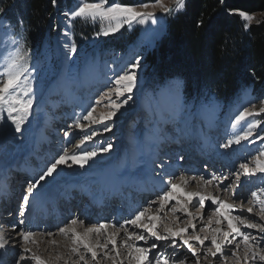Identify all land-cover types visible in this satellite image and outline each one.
I'll return each instance as SVG.
<instances>
[{
	"label": "snow or ice",
	"instance_id": "obj_1",
	"mask_svg": "<svg viewBox=\"0 0 264 264\" xmlns=\"http://www.w3.org/2000/svg\"><path fill=\"white\" fill-rule=\"evenodd\" d=\"M51 4L58 7V0H51ZM185 6L186 0H171L170 4L164 0H137L135 3H124L123 0H76L63 15L67 28L79 19L98 24L97 37H108L118 33L125 25L131 28L134 24H158L162 17H158L155 11H148L149 8L159 9L164 15L171 16ZM6 11L5 7L0 6V48L4 49L0 55V134L14 129L13 138L16 139L22 137L26 130L24 126L29 122L38 100L36 82L42 81L43 77L40 61L33 55L31 41L24 35L23 18L19 17L13 23L5 15ZM229 14L240 18L245 32L250 31L253 23L264 25V10L259 12V19L257 14L239 9H229ZM17 28L20 30L17 31ZM57 28H53V31H57ZM62 35L69 37V32L64 30ZM63 48L64 59L69 62L66 67L73 73L72 80L75 81L79 68H73L72 62L80 55L78 45L65 40ZM140 68L141 58L137 56L119 71L114 70L106 91L99 94L95 103L80 105L81 112L74 113L75 118L68 128L71 130L74 127L84 133L79 142L72 149L64 147L50 156L36 176L27 181L17 210V221L11 225L15 237L6 238L5 233L0 231V255H6L11 247L12 264H105L107 261L111 264H215L216 259L220 260V264H229V261L232 264H264V223L252 218L258 217L259 221H264V186L250 192L246 208L245 201L237 191L241 187L242 176L264 175V134L256 131L262 126V121L257 117L264 114V94L255 98L258 104L249 99V106L243 107L228 121L233 130L239 131L233 132L225 142L215 145L219 149L229 150L233 145H241L242 141L252 145L261 141L254 154L243 158L229 176L215 173L210 178L202 175L175 176L166 171L167 160L157 155L152 161L153 170L160 169L156 176L160 177L159 182L166 190L147 208L137 210L118 226L105 222L86 224L84 220L74 217L59 227L56 233L33 231L25 227L36 193L49 178L59 174L62 166L83 169L99 155L110 154L114 147L112 142L91 150L84 145L100 134L93 126H100L102 132L113 131L114 118L134 101V90H139ZM97 107H102L104 111L97 113ZM214 107L213 102L209 101L201 104L198 110L211 112ZM186 108L180 81L171 82L152 95L148 104L149 114L155 118L157 125L175 123ZM208 127L211 130L215 124L210 121ZM85 129L88 131L85 132ZM156 131L158 135L153 141L156 147L149 151L158 153L160 144L173 137L164 133L162 128L158 127ZM176 132L177 140L188 136L191 129L187 121ZM64 136L68 137L69 131H65ZM199 136L205 144L208 143V132L200 130ZM179 159L183 160L184 156L180 155ZM165 176L167 179H164ZM192 181L204 190L188 191L187 187ZM237 199L240 200L239 204ZM206 202L214 207L207 223H201L198 227L197 221L204 220ZM128 226L134 230L130 231ZM242 229L256 230L257 234ZM56 235L64 238V251L51 252L48 258L43 257L39 250L41 243L46 242L53 249L60 248L54 238ZM137 242H144V246ZM181 248L186 252L180 254ZM229 248L230 255L226 253ZM0 264H4L3 259H0Z\"/></svg>",
	"mask_w": 264,
	"mask_h": 264
},
{
	"label": "rangeland",
	"instance_id": "obj_2",
	"mask_svg": "<svg viewBox=\"0 0 264 264\" xmlns=\"http://www.w3.org/2000/svg\"><path fill=\"white\" fill-rule=\"evenodd\" d=\"M164 2L170 4L171 0H164ZM73 4L69 5L67 9ZM60 6L61 4L58 3L57 12L61 11ZM147 10L155 11L157 16L162 17V19L158 24H152L151 22L145 25L134 24L131 28L125 25L119 32L126 29V32L123 33L124 37L126 33H133L128 45H117L114 44V41H110L108 44L103 42L106 37L95 35L99 31L98 24L93 25L90 23V26L82 29V26L75 28V23L72 22L73 26L67 28V22L65 21L63 29L69 32V37L60 34L64 31L63 29L57 31L56 37V31H54L53 36L44 41L39 50H33L35 59L40 61L41 76L43 77L42 81L38 80L36 82L38 100L34 105V111L29 122L24 126L26 130L22 137L14 139V129L9 133L0 134V176L6 177L10 194L16 192L19 196L14 210H12L13 203H10L11 199H8V202L0 201V231L4 233L10 231V234L15 236V233L11 231V225L17 221V210L27 181L36 176L50 156L62 151L64 147L72 149L73 145L79 142L84 133L74 127L71 130L68 128L75 118L74 113L81 112L80 105L94 104L99 94L106 91L113 71H119L130 61H134L137 56L141 58V68L139 70V90H134V101L121 109L118 117L114 118L112 132H102L100 126H93L100 134L94 137L93 141L84 145L86 149L91 150L101 144L112 142L114 145L112 151L110 154L99 155L94 162L90 161L89 165H86L83 169L78 166L72 168L62 166L59 169V174L54 178H49L40 189L46 190L54 186L60 190V182L66 181V187L70 186L72 188L69 194V207L66 206V201L64 198L62 199V196L54 200L53 195H51L50 201H54H47L48 203L37 211L30 210L28 224L25 227H29L33 231L56 233L59 227L64 226L68 220L74 217L84 220L86 224L105 222L118 226L124 222V219L131 218L137 210L147 208L151 201L157 200L158 195L166 190L159 182L160 177L156 176L160 169L153 170L152 161L157 158V155L160 156V159L167 160L166 171L170 174L175 176L181 174L186 176L202 175L205 178H210L213 173L229 176L230 172L238 167L243 158L254 154L255 149L260 146L261 141H257L255 145L242 141L241 145H233L229 150L215 147L216 144L225 142L233 132L239 131V129L233 130L228 121L234 118V115L243 107L249 106L248 100L251 99L258 104V100L255 99L258 96L254 95L250 89L243 88L228 102H223L214 94L195 96L193 93L185 92L184 80L179 77L159 79L153 73V67L145 62L146 56L154 51L157 43L166 34L168 21L172 15L166 16L159 9L149 8ZM255 14L259 19V12ZM60 17L63 20L65 18L63 13ZM74 30L77 31L75 35L82 31L81 37L75 38ZM56 38L62 40V44L59 43V46ZM65 40L77 43L80 52V55L72 62L73 68H79V74L75 81L72 80L73 73L66 67L69 62L64 59L63 43ZM115 40H119L118 37ZM3 52L4 49L0 48V55ZM174 81H180L181 83V96L187 105L186 111L175 123L169 122L157 125L155 118L149 114L150 97ZM209 101H212L215 106L213 111L198 110L201 104H207ZM102 111H104L102 107H97V113ZM56 114L59 115V118L53 124L56 128H53L54 131L52 132L47 130L46 133V136L50 139L39 140L44 120L46 117L54 119ZM257 118L262 121V126L258 127L256 131L264 134V114ZM186 121L191 129L190 134L186 137H180L179 140L175 139L178 136L176 129L184 127ZM210 121L215 124V127L211 130L208 127ZM158 127L162 128L164 133H167L173 139L161 143L159 152L156 153L155 151H149V149H155L156 147L153 141L158 135L156 131ZM200 130L209 133L210 139L207 144L200 138ZM65 131H69L68 137L64 136ZM87 131L88 129H85V132ZM26 153L29 154H27V159L30 165L23 160ZM180 155L184 156L183 160L179 159ZM15 163L26 164L27 167L21 171L22 168L15 166ZM17 174H19V177L21 176L20 179ZM104 174L114 175V178L104 177ZM145 175L150 176L148 178L149 186L146 191H142V188L139 189L131 182V178H141ZM114 179L116 180L114 186L118 187L111 194V192L106 191L108 185L103 180H106L108 184H112ZM164 179H167V176ZM241 182V187L237 191L239 197L245 201L244 206L246 208L248 207L247 200L250 198V192L264 186V175L242 176ZM156 184H160L163 188L156 190ZM50 189V194H53L55 191L53 192ZM83 189H86V192H83ZM154 189L156 192L153 191ZM187 189L191 191L204 190L195 181L190 182ZM41 190L35 196L42 195L41 198L43 199ZM100 195H105L108 198L109 202L106 203V208L100 206L98 201ZM8 196L11 198L10 195ZM236 202L239 204L240 200L237 199ZM213 207L210 206V202H206L204 220L202 222L197 221L198 227L201 223H207V218L211 215ZM54 208H57V212H50ZM48 211L50 213L46 215L45 213ZM59 214L62 216V221L60 220L59 224L54 225L52 216ZM244 215L248 214L244 213ZM252 218L264 223V221H259L258 217ZM128 227L130 231L134 230L131 226ZM242 230L250 231L253 235L257 234L256 230ZM7 238H11V236H7ZM54 238L64 240L59 235ZM137 243L144 246V242ZM50 247L49 245L48 248L43 250L41 247L39 248L43 257H49L51 252L64 251V247L62 249ZM168 251L171 252V249ZM230 251V248L226 249V253L229 255ZM179 252L183 254L186 249L181 248ZM240 255H243L242 250ZM0 259L4 260V264H12L13 252L10 256L8 254L5 256L0 255ZM105 264H111V262L107 261ZM215 264H220V260L216 259ZM229 264H232V262L229 261Z\"/></svg>",
	"mask_w": 264,
	"mask_h": 264
},
{
	"label": "trees",
	"instance_id": "obj_3",
	"mask_svg": "<svg viewBox=\"0 0 264 264\" xmlns=\"http://www.w3.org/2000/svg\"><path fill=\"white\" fill-rule=\"evenodd\" d=\"M75 1L58 3L69 6ZM0 6L7 9L5 15L13 23L23 18V32L33 50H39L53 36L56 11L51 0H0ZM229 9L260 12L264 10V0H186L185 8L171 16L166 34L146 56L145 62L153 67V73L159 79L179 77L184 80L185 92L195 96L214 94L223 102L243 88L258 97L264 94V25L253 23L245 32L243 22L237 15H230ZM74 23L75 28L90 26V22L79 19ZM73 32L75 38L81 37L82 31L77 35V31ZM124 32L126 29L103 42L128 45L133 33L124 37Z\"/></svg>",
	"mask_w": 264,
	"mask_h": 264
},
{
	"label": "bare ground",
	"instance_id": "obj_4",
	"mask_svg": "<svg viewBox=\"0 0 264 264\" xmlns=\"http://www.w3.org/2000/svg\"><path fill=\"white\" fill-rule=\"evenodd\" d=\"M59 118V115L58 114H56L55 115V117H54V119L52 118V117H46V119L44 120V122H45V124H44V122H43V129L41 130V132H40V134H39V140H46V139H50V137H48V136H46V133H47V130H51V132L52 131H54L53 130V128L55 129L56 128V126L55 125H53V124H55V121H56V119H58ZM47 125V126H46ZM55 126V127H54ZM49 135V134H48ZM52 137V136H51ZM175 143V142H174ZM160 147V146H159ZM27 152V151H26ZM27 154L28 153H26L24 156H23V158H25V159H23L27 164H29L30 165V163L28 162V156H27ZM29 155V154H28ZM202 161V160H201ZM25 162H23V163H25ZM15 166H18L19 168H22V170L21 171H23V170H25L26 169V164L25 165H20V163H15ZM33 167V166H32ZM3 168V167H2ZM25 168V169H24ZM31 168V167H30ZM19 174H17V176H18ZM105 176H110V177H113L114 178V175H106V174H104V177ZM148 178H150V176L149 175H145V176H141V178H131V182L132 183H134L135 185H136V187H138L139 189L140 188H142L141 190L142 191H146V188H148V186H149V180H148ZM124 181V180H123ZM103 182L104 183H106L108 186H107V188H106V191H108V192H111V194L116 190V188L118 187V186H114V185H116V180L114 179V182L112 183V184H108L107 182H106V180H103ZM61 183V185H60V187H61V189L60 190H58L57 189V187H54L53 186V188H51V187H49V188H47L46 190L45 189H43V190H41L40 192L41 193H43V199L41 198V196L42 195H40L39 197H37V196H35V198L33 199V201H32V206H31V209L32 210H34V211H37V210H39L42 206H44V204L48 201V200H51V195H53V199L55 200V199H57V198H60V196H62V199L64 198V200L66 201V206L67 207H69L68 206V204H69V202H70V196H69V194H70V191L72 190V188L70 187V186H68V187H66V181H61L60 182ZM142 183V184H141ZM8 185H9V183H8V181H6V177H4V176H0V187H1V189H0V197H1V202H8V199H11L10 200V202L11 203H13V205H14V207L16 208V204H17V201L19 200L18 199V194H16V192H15V194L17 195H15V194H10L9 193V189H8ZM57 185H58V183H57ZM157 186L155 187L156 188V190L157 189H162L163 187L160 185V184H156ZM51 188V189H50ZM59 188V187H58ZM196 188V187H195ZM49 189L50 190H53V194H50L51 192L49 191ZM156 190L154 189L153 191H155L156 192ZM188 191H191L190 189H187ZM20 191V190H19ZM152 191V190H151ZM160 191V190H159ZM59 192H60V194H59ZM83 192H86V189H83ZM8 195H10L11 196V198L8 196ZM49 196V197H48ZM110 199H112V198H110ZM54 200H52V201H54ZM103 200H105V201H103ZM51 201V202H52ZM69 201V202H68ZM99 203H100V206L101 207H104V208H106L107 207V202H109L108 201V198L107 197H105V195H100V198H99ZM30 209V210H31ZM54 210H57V208H54ZM49 214V213H48ZM31 216V215H30ZM53 222L54 223H57V224H59L60 223V219L58 218V219H54L53 220ZM56 224V225H57ZM5 236H6V238H7V236H11V238H13V237H15V236H13V234H10V231H7L6 233H5ZM56 239V238H55ZM57 241H58V243L60 244V249H62L63 248V245L65 244V240H62V239H56ZM40 247H41V249L43 250V249H46V248H48L49 247V245L45 242V243H41L40 244ZM51 248V247H50ZM49 250V249H48ZM50 250H52V249H50ZM11 253H12V250H11V247H9V250H8V256H10L11 255ZM5 256V255H4ZM45 258H48V257H46L45 256Z\"/></svg>",
	"mask_w": 264,
	"mask_h": 264
}]
</instances>
